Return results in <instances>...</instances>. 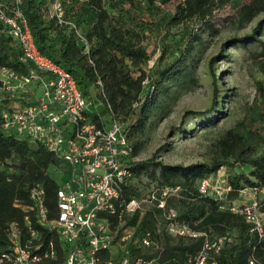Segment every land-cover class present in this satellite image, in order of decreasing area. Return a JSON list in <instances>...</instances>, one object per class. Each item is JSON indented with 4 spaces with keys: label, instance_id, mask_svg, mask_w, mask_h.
I'll use <instances>...</instances> for the list:
<instances>
[{
    "label": "trees",
    "instance_id": "obj_1",
    "mask_svg": "<svg viewBox=\"0 0 264 264\" xmlns=\"http://www.w3.org/2000/svg\"><path fill=\"white\" fill-rule=\"evenodd\" d=\"M51 1L22 0L21 3L37 46L73 73L85 96L104 101L103 114L109 111L108 103L111 105L132 141V157L142 149L141 134L151 112H168L184 82L195 80L189 69L193 52L208 34L219 30L217 13L230 7L233 11L225 20L237 28L264 14V0H62L69 22L60 23L50 15ZM75 26L88 40V49ZM263 30L264 18L249 35L233 39L235 45L251 46L258 42L260 50L251 52L258 57L262 72L264 39L259 35ZM147 39L155 42L153 52L148 51ZM158 48L159 56L149 66ZM215 60L211 61V66ZM2 65L25 73L32 64L21 59L18 43L6 33L0 21ZM213 75L216 77L215 71ZM260 85L262 88L263 83ZM213 105L224 114L219 106L217 87ZM258 106V114L251 119L244 116L213 141L207 162L167 163L156 159V155L127 161L133 178L146 173L157 181L155 185L179 186L177 193L167 199V208H174L178 219L199 231L230 236L223 242L216 264H249L252 253L264 261V238L259 239L251 231L245 217L222 208V201L205 196L198 189L202 177L221 167L232 183V197H237L245 184L264 186V89ZM191 113L202 114L197 110ZM215 120L200 121L210 127L217 124ZM60 162V158L43 145L7 133L0 113V251L9 245L10 223L23 224L26 212L16 202H30V188L34 183L45 185L47 203L52 210L56 209L59 183L54 170ZM237 164L242 169L237 168ZM51 169L54 172H50ZM133 178L123 189L126 199L142 194ZM162 212L161 208L151 206L143 213L138 210L126 214L122 222L119 215H112L114 242L132 229L128 241L131 259L143 256L155 258L160 264H187L189 254L202 247L204 238L172 235L166 229ZM146 231H151L156 244L139 242ZM110 256L109 251L104 252V257Z\"/></svg>",
    "mask_w": 264,
    "mask_h": 264
},
{
    "label": "built area",
    "instance_id": "obj_2",
    "mask_svg": "<svg viewBox=\"0 0 264 264\" xmlns=\"http://www.w3.org/2000/svg\"><path fill=\"white\" fill-rule=\"evenodd\" d=\"M21 3L0 0V21L18 43L21 59L32 64L25 73L0 66L2 126L7 133L39 143L60 158L54 170L59 187L55 210L47 203L42 182L31 186L29 203L16 202L26 214L23 224L10 223L9 245L0 251V264H160L155 258H130L132 229L114 242L112 215H119L122 222L126 214L143 213L151 206L162 209L172 235L203 236L202 247L189 254L187 264H216L230 236L199 231L178 219L177 211L167 208V199L179 186L153 185L140 196L124 197L123 189L133 178L127 161L138 159L131 156L132 141L122 121L109 103L108 113L103 114L104 101L85 96L73 73L39 49ZM49 12L60 23L69 22L62 0H52ZM76 31L88 49V40L79 28ZM224 171L221 167L202 177L199 191L222 201V208L243 215L251 231L264 238V186L245 184L232 197L233 186ZM139 242L156 244L151 231ZM114 247L122 249L119 259ZM105 251L111 253L109 258L104 257ZM249 264L264 261L252 253Z\"/></svg>",
    "mask_w": 264,
    "mask_h": 264
},
{
    "label": "rangeland",
    "instance_id": "obj_3",
    "mask_svg": "<svg viewBox=\"0 0 264 264\" xmlns=\"http://www.w3.org/2000/svg\"><path fill=\"white\" fill-rule=\"evenodd\" d=\"M232 11L228 7L226 11L217 13L220 19L219 30L208 34L204 42L195 48L189 67L195 80L184 82L168 112H151L141 134L143 146L137 155L138 160L156 155V159L167 163L207 162L212 154L210 150L213 141L226 128L235 125L244 116L251 119L252 115L260 112L258 105L262 100L264 72L257 64L258 57L251 52L260 50L258 42L251 46L235 45L233 39L236 36L249 35L259 25L264 14L237 28V25L225 20ZM196 26L198 27V24ZM259 37L264 39V30ZM146 44L148 51L153 52L154 40L147 39ZM155 51L148 62L149 66L158 58L160 48ZM214 58L216 60L211 66ZM214 71L216 77L213 75ZM260 83H263L262 88ZM216 87L223 115L218 112L216 106H212ZM195 110L202 114L191 113ZM201 119H216L217 124L208 127L201 124ZM190 126L192 128L187 133L184 132ZM237 168L242 169V166L237 164ZM245 169L249 170V167L246 166ZM50 172H54L53 169ZM133 181L139 186L142 194L157 183L146 173L134 177ZM113 253L117 256L116 259H119L123 252L122 249L114 247Z\"/></svg>",
    "mask_w": 264,
    "mask_h": 264
}]
</instances>
